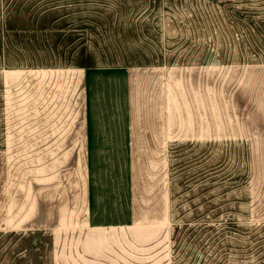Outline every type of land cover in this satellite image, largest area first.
Wrapping results in <instances>:
<instances>
[{
  "label": "rangeland",
  "instance_id": "1",
  "mask_svg": "<svg viewBox=\"0 0 264 264\" xmlns=\"http://www.w3.org/2000/svg\"><path fill=\"white\" fill-rule=\"evenodd\" d=\"M1 59L93 69L86 203L1 163L0 264H264V0H0Z\"/></svg>",
  "mask_w": 264,
  "mask_h": 264
},
{
  "label": "crops",
  "instance_id": "2",
  "mask_svg": "<svg viewBox=\"0 0 264 264\" xmlns=\"http://www.w3.org/2000/svg\"><path fill=\"white\" fill-rule=\"evenodd\" d=\"M7 61L0 60V164L26 157L31 209L84 205L90 147L86 78L93 67H49L39 60L10 66ZM13 169L10 177L16 179ZM56 199L61 203L55 204ZM51 216L18 224L56 223ZM9 226L7 219H0L1 237Z\"/></svg>",
  "mask_w": 264,
  "mask_h": 264
}]
</instances>
